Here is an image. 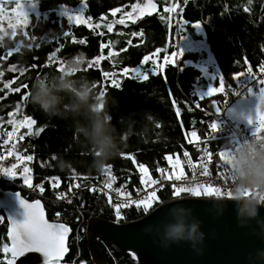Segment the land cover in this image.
<instances>
[{
	"label": "trees",
	"instance_id": "1",
	"mask_svg": "<svg viewBox=\"0 0 264 264\" xmlns=\"http://www.w3.org/2000/svg\"><path fill=\"white\" fill-rule=\"evenodd\" d=\"M136 1L84 0V12L93 20L111 18V11L129 8ZM153 1L157 6L155 11L124 23L118 31L72 25L65 17L50 13L31 23L25 35L27 40L19 49L14 50V42L8 39H4V46L0 47V74L8 84L0 87V131L4 127L1 121L15 110L18 117L36 121L32 133L25 135L21 144L24 155L32 156L31 184L40 187L45 197L43 203L48 219L71 228L69 253L59 264H93L85 234L90 218L129 222L147 213L142 207L130 206L120 209L121 216L117 218L103 194L88 187L78 188L83 182L101 180L102 172L88 169L90 156L77 143L70 121L49 119L26 102L34 78L50 71L61 72L56 63L48 62L51 54L56 52L63 61L80 54L89 60L103 56L98 66L82 68L80 75L94 82L99 97L108 96L115 102L111 107L112 123L126 147L106 168L114 177L113 188L131 191L142 184L139 165L148 170L145 177L152 179L165 168L170 157L181 156L191 149L187 136L197 130L203 117L201 109L217 104L221 93L205 99L189 95V90L202 79L194 65L205 57L204 53H184L175 63L148 73L147 80L125 74V68L142 65L144 57L154 53L160 60L172 54L176 51V41L185 34L194 40L204 39L223 78L224 88L231 85L234 76L247 65L256 68L264 64V0ZM78 2L45 0L39 9L48 12L58 6L76 7ZM165 7L171 11H165ZM196 23L201 24L203 36L192 28ZM150 65L148 61L145 63L148 68ZM10 66L18 71H8ZM58 156L71 161V168L64 171L56 168ZM53 177L58 178L59 183H55ZM0 185L8 189L4 183ZM69 187L74 190L71 195ZM156 197L149 211L169 198L161 192ZM0 217H3L0 264H6L3 245L8 244V224L1 211ZM100 248L108 264H136L134 257L122 254L106 241L100 242Z\"/></svg>",
	"mask_w": 264,
	"mask_h": 264
},
{
	"label": "water",
	"instance_id": "2",
	"mask_svg": "<svg viewBox=\"0 0 264 264\" xmlns=\"http://www.w3.org/2000/svg\"><path fill=\"white\" fill-rule=\"evenodd\" d=\"M257 95L260 93L234 102L227 109L226 117L236 124L249 125V120L255 116V107H264V104L257 105ZM18 196L28 203L39 200L49 223H61L69 229L64 241L66 251L59 263L64 262L69 253L71 228L63 222L49 220L42 200L29 199L18 190L4 189L0 185V211L8 229V218L18 223L25 219V210ZM172 201H178L184 208L191 209V213L181 217L174 210ZM172 201L161 203L134 221L117 223L100 217L90 218L86 223L85 234L91 262L108 264L100 248V242L106 241L122 254L134 257L136 264H264V260H260L257 255L264 251V222L257 223V220L264 221V208L259 210L257 220H246L242 216H234L231 205H226L220 213L213 199L189 197ZM181 219L189 224L198 222L203 238L196 243L187 239L169 241L166 238L168 227ZM8 245L11 246L9 237ZM7 254V261L12 260L13 264H25L26 258L30 257L38 258V264H44L45 258L39 252L28 251L16 257Z\"/></svg>",
	"mask_w": 264,
	"mask_h": 264
},
{
	"label": "clouds",
	"instance_id": "3",
	"mask_svg": "<svg viewBox=\"0 0 264 264\" xmlns=\"http://www.w3.org/2000/svg\"><path fill=\"white\" fill-rule=\"evenodd\" d=\"M3 46L4 36L0 35V47ZM85 62L82 56L69 58L61 72L50 71L34 78L26 102L49 119L70 121L77 143L90 156L88 169L100 173L126 145L112 123L111 107L115 102L108 96L99 97L94 82L80 75ZM71 166V161L57 157L55 167L59 170ZM225 168L228 183L220 195H214V206L222 213L226 205H231L234 216L257 220L259 210L264 208V135H247L231 144ZM171 203L181 217L191 213V209L184 208L178 201ZM262 222L257 220L258 224ZM166 238L171 242L187 239L196 243L203 238V233L199 231L198 222L189 224L181 219L168 227ZM257 255L264 260V251Z\"/></svg>",
	"mask_w": 264,
	"mask_h": 264
},
{
	"label": "built area",
	"instance_id": "4",
	"mask_svg": "<svg viewBox=\"0 0 264 264\" xmlns=\"http://www.w3.org/2000/svg\"><path fill=\"white\" fill-rule=\"evenodd\" d=\"M250 69H252V81L246 78ZM240 73L243 75L240 77V80L237 81V75ZM238 74L234 76L233 83L226 87L221 93V98L217 104L201 109L203 117L195 131L197 137L193 140L189 139L191 149L187 152L188 156H185L184 153L179 156V167L173 168L172 163L167 162L165 168L162 169L163 171H161L155 178L150 179L149 177H145L141 186L135 188L133 191L123 188L105 187L106 182L109 181V173L111 174L108 168L101 173V180L83 182L78 188L88 187L93 191L103 194L115 211V205L144 199L152 192H155L156 195L159 192L163 195H168L169 198L165 202L193 197L189 193H182L179 197L173 196L172 193L174 186H188L193 183H199L206 186L211 185L212 187H219L222 191L224 186L228 183V180L224 175L220 174L223 169L217 167V165L223 163L219 158V152L221 150H228L230 145L235 143L241 137L252 135L254 130L250 124L239 125L230 121L225 113L234 102L252 96L249 89H253V95L260 93V88L264 87V85L260 83L261 80H264V64H261L256 68L247 65L245 69ZM193 94V90H189V95L192 96ZM217 107L220 109L219 113L216 112ZM212 122L216 123L217 131L211 129L210 124ZM258 135H264V131H261ZM208 153H211V156H209ZM189 161H191V164L194 167H190ZM204 167H207V174L203 173ZM177 175H181L180 180L176 179ZM193 177H195V180H193ZM151 180H155L156 183L152 184L150 182ZM12 187H14L12 190H18L31 199L45 200L42 192L37 193L19 185H12ZM7 188L9 187L7 186ZM68 191L71 195L74 190L69 189ZM213 197L214 195H201L196 198L213 199ZM130 206L136 205L135 203H131L127 207ZM1 221L2 219H0V222ZM7 259L8 254H5V261H7Z\"/></svg>",
	"mask_w": 264,
	"mask_h": 264
},
{
	"label": "rangeland",
	"instance_id": "5",
	"mask_svg": "<svg viewBox=\"0 0 264 264\" xmlns=\"http://www.w3.org/2000/svg\"><path fill=\"white\" fill-rule=\"evenodd\" d=\"M43 1H45V0H34L33 2H28L27 0H0V7H2L5 10L4 11V17L2 20H0V35H3L4 39H8L9 41L14 42V46H13L14 50L19 49L22 45L25 44V41L27 40L25 35H26L29 27L32 26L31 23H33L34 21H38L40 19L46 18L50 13H55L58 17H60V16L65 17L67 19L68 23L72 24V25H84V26H87L90 28H98V27H96V25H99V27L101 26V27L107 28L108 24H112V31H118V27L124 25V24L118 23V21L121 19L122 16H124V20H125L124 23H126L129 21H135L136 19L140 18L141 16H143L145 14L152 13L153 11H155V10H153L151 12H145L143 15H141L139 13H133V15L135 17V19L133 20V19H129L127 16L124 15L125 13L132 12V5H130L129 8H126V7L119 8L120 11L116 12L115 15H113L114 10L111 11V13H110L111 18L101 17L99 19L93 20L90 17L85 15L84 0H79L76 7L58 6L57 8L51 9L48 12H41L39 7H40L41 2H43ZM148 2H149V0H137L135 4H138L141 7H144L146 4H148ZM151 2L154 3L153 0H151ZM17 3L22 5V8H23L25 14L28 16L27 17L28 18V24L27 25L23 24V17H20L18 20L16 14L13 13V11H12V9L16 6ZM77 13H80L82 15V18L84 20L83 23L77 24L74 20L73 21L68 20V15H74ZM10 23L16 24V28H15L16 34L15 35H12L13 29L11 27H9ZM194 29L198 35L203 36V31H202L201 27L199 29H196V28H194ZM107 30H108V28H107ZM9 33L11 35H9ZM15 37L19 38V40H15ZM180 37L176 41V45H175L176 51L175 52L179 51V49H180L183 54L184 53H192V52L205 54V57L203 59H201V61L199 63H195V65H194L197 69L200 70L201 75H202V79L200 80V82H198L196 84L194 89H191V90H193L194 94L199 99L211 98V97L220 95V93H222L225 88L222 86V84L220 82L221 77H220L218 69L216 67L215 60H214L213 56L210 54V52L208 51V48L205 44L204 39L194 40L188 34H185L184 36H182L183 37L182 39ZM81 56L86 61L84 63V65L82 66V68H88L90 66H92V67L98 66L99 63L101 62V60L103 59V56H102L99 58H94V59L89 60L88 58H86L82 54H80L74 58L78 59ZM148 57H149V59L147 61L151 63L149 68L145 66V63L147 62L145 60L143 61L142 65L135 67V68H138L141 72H143L144 75H147L148 73H155L156 71L163 69V67L166 66L167 64L173 63L174 59L176 62V60L180 56L174 58L172 56V54H169L160 60L158 58V54L154 53ZM48 62L49 63H56L58 66V69L60 71H62L65 61H63L61 59L59 60V58L55 52L48 57ZM188 62L189 61H187V63ZM7 69H8V71H18V69L16 67H11V66L7 67ZM127 69H133V68H127ZM127 74L130 76H134V77H140L137 73L129 72ZM4 81L5 80L3 79L2 75L0 74V87L8 85ZM212 86L216 87V88H222L223 90L221 92L213 93L212 95H205L208 88L212 87ZM24 118L25 117H18L17 110H15V111L9 113L8 116L1 121V123L4 125V127L0 131V142H1V144H0V157H3V159H0V181H2L6 186H8L9 187L8 189L14 188V187H12V185H19L23 188L33 190V191L38 193V192H41V189H40V187H33L32 186V184H31L32 183L31 182V171H29L27 173V175L30 177V186H29V184H26L24 182V178L22 175L25 167L29 168V170H30V167H29L30 160L23 159L24 157H27V156L24 155V151L22 149L21 141L23 139H21V137H24L25 135L31 134L33 126H32L31 131H29V129L27 127L15 128L14 123H10V121H16V122L23 121ZM14 128H15V131H14ZM13 131H14L13 137L9 138L7 133L13 132ZM187 137L190 140L195 139V137H192L190 135V133L188 134ZM5 140L8 141L7 144L4 143ZM13 145H15L14 148H13ZM10 149L13 152L12 155H8V152ZM16 153H18L22 157V159H20L19 161L16 159ZM176 160L180 161V157L178 155H176L174 157H170L168 159V163L174 162ZM13 164L16 165V168L12 170L15 173V175L11 176V177L5 176L3 173V170L4 169H10ZM138 171L140 173L141 180L144 181L145 175L140 171V168H138ZM69 189H71V187H69L68 190ZM62 196L63 195H61L59 197V199L62 198ZM59 199L57 201H59ZM5 254H7V253H5Z\"/></svg>",
	"mask_w": 264,
	"mask_h": 264
},
{
	"label": "snow or ice",
	"instance_id": "6",
	"mask_svg": "<svg viewBox=\"0 0 264 264\" xmlns=\"http://www.w3.org/2000/svg\"><path fill=\"white\" fill-rule=\"evenodd\" d=\"M156 4L152 3L151 0H149L148 4H146L144 7H141L138 4L132 5V12L125 13L124 15L127 16L129 19H135L133 13H139L143 15L145 12H151L156 9ZM4 9L0 7V20L4 17ZM13 13L16 14L17 19L19 20L20 17H23V24H28V16L25 14L22 5L17 3L16 6L12 9ZM120 9L117 8L114 10L113 15H115L116 12H119ZM165 11H171L170 8L165 7ZM69 21H75L77 24L83 23L84 20L82 18V15L80 13L74 14V15H68ZM124 16L121 17V19L118 21L120 24H124ZM9 27L13 29L12 35H15V28L16 24L10 23ZM96 27H99V25H96ZM201 27V24L196 23L192 25V28L199 29ZM108 31H112V24L107 25ZM67 35V33H65ZM183 38L182 35L180 37ZM183 53L179 49V51L172 53V56L179 57L182 56ZM149 59L148 56L144 57V60L147 61ZM173 63H175V59L173 60ZM125 74L132 72L137 73L140 77L147 80L148 76L144 75L143 72H141L138 68L133 69H127L125 68L123 70ZM252 69L249 70L248 76L246 77L250 81H252ZM108 73H105V76H108ZM243 74L240 73L237 75V81L240 80V77ZM221 84H223V78H220ZM113 84H116V81H112ZM260 83L264 85V80H261ZM7 87V85H5ZM26 87V86H25ZM19 91V88L16 89ZM222 88H216V87H209L205 95H212L216 92H221ZM249 91L253 95V89H249ZM238 94V93H235ZM204 96V95H203ZM257 105L264 104V87L260 88V95H257L255 97ZM216 112L219 113L220 109L217 107ZM177 114L179 115V109H177ZM11 115V114H10ZM10 123H14L15 128L18 127H27L29 131H31L32 126L36 123V121L30 117H25L23 121L16 122V121H10ZM249 124L253 127L252 134L258 135L261 131H264V107H255V116H252V118L249 120ZM210 127L213 131H217V125L215 122H212L210 124ZM14 128V131H15ZM13 132L7 133L8 137L11 138L14 135ZM190 135L192 137H197V133L195 131L191 132ZM23 139V137H21ZM5 144L8 143L7 140L4 141ZM15 145H13V148ZM227 152L228 150H221L219 152V158L223 162L221 165H217L219 169H223L221 171V175H224L226 178V168H225V162L227 159ZM13 152L10 149L8 152V155H12ZM185 156H188V153H184ZM209 156H211V153H208ZM0 159H3V157H0ZM16 159L19 161L22 159V157L16 153ZM23 159L31 160L32 156L24 157ZM171 162V161H170ZM172 163L173 168H177L180 165V161L176 160ZM190 167H194L191 164V161H189ZM110 167V166H109ZM16 168V165L13 164L10 169H4L3 173L7 177L14 176L15 173L12 171ZM140 171L147 176L148 170L145 168L144 165H139ZM29 168L25 167L23 170V178L24 182L26 184H29L30 186V177L27 175L29 172ZM163 171V170H161ZM207 167H204L203 173L207 174ZM182 175V174H181ZM181 175H177L176 179L180 180ZM55 183H59V179L53 177L52 178ZM114 180V177L111 176L109 173V181L106 182L105 187L111 188L112 183L111 181ZM193 180H195V177H193ZM152 184H155V180L150 181ZM182 193H189L193 197H199L201 195H220L221 189L219 187H212L211 185H203L199 183H193L188 186H174L173 188V196L179 197ZM19 202L21 207L25 210V219L22 223H18L16 220L12 218L9 219L10 227L8 229V237L11 240V246L8 244L3 245V252L4 253H11L12 257H16L19 254H22L24 252L28 251H35L42 253L44 256V264H59L60 257L63 256L64 252L66 251L64 246L65 236L69 229L61 223H49L45 219L44 212L41 208V204L39 200H36L32 203L26 202L24 199L20 198L18 196ZM157 200L155 192H152L149 194L148 197H145L144 199L135 200V201H128L124 204H117L114 207L116 208V216L117 218H120L121 213L120 209L122 207H127L131 203H135L137 208L142 207L143 211L147 213L149 209L153 206V202ZM0 219H3V217H0ZM7 264H13L12 260H8ZM25 264H38V258L30 257L26 258Z\"/></svg>",
	"mask_w": 264,
	"mask_h": 264
},
{
	"label": "flooded vegetation",
	"instance_id": "7",
	"mask_svg": "<svg viewBox=\"0 0 264 264\" xmlns=\"http://www.w3.org/2000/svg\"><path fill=\"white\" fill-rule=\"evenodd\" d=\"M25 197H27V195H25Z\"/></svg>",
	"mask_w": 264,
	"mask_h": 264
}]
</instances>
